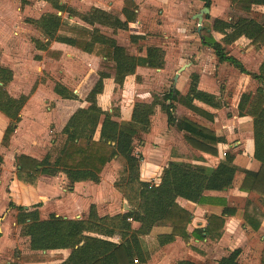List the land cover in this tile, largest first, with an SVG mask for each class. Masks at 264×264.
I'll use <instances>...</instances> for the list:
<instances>
[{"label":"trees","instance_id":"16d2710c","mask_svg":"<svg viewBox=\"0 0 264 264\" xmlns=\"http://www.w3.org/2000/svg\"><path fill=\"white\" fill-rule=\"evenodd\" d=\"M55 12L42 14L39 18H26L25 23L40 32L45 42L34 39L35 49L45 51L48 57L58 58L60 52H50L48 46L58 42L72 46L80 51L101 58L98 68V80L85 98L88 106L77 109L68 119L60 132L59 142L42 159L19 155L16 161V178L25 186L35 188L40 176H56L63 173L72 186L76 182H100V173L104 166L119 157L124 161L120 177L114 187L127 200L131 210L113 216L97 214L95 205H90L86 218L71 221L68 227L45 228L39 217V204L26 208L9 203L15 210V222L20 227L19 235L28 239L31 251L69 250L65 260L57 264H145L149 259V250L143 241L153 227L171 228L170 234L158 235L156 244L163 246L181 237L185 242L190 235L186 229L192 215L177 203L178 197L197 204H220L224 206L222 216L210 215L203 229L194 230L192 236L197 239H209L217 242L224 227V215H233L234 208L227 206L223 198L209 197V191H225L231 187L234 176L240 171L233 165L234 156L225 154L215 168L182 162H169L164 168L160 183L140 180L139 166L142 156L134 152V140L138 129H146L155 107L160 106L165 113L167 124L176 125L183 131V138L189 146L197 151L217 156V144L225 143L223 137H216L214 132L186 119L174 116L173 92L169 91L160 98L153 97L151 103L134 104L131 122L120 123L116 119V109L112 113L101 110L97 105V96L103 91V80L113 78L117 86H122L125 78L135 74L137 67L161 69L164 51L157 46H149L144 57L130 54L117 44L114 38L101 33L97 26L113 31L127 30L128 24L136 20L137 6L133 0H124L121 14L118 15L92 8L87 12H78L70 7L59 5V0H50ZM209 8L211 0H199ZM264 7V0H230L231 18L229 21L214 19L212 27H202L199 32L201 44L210 49L217 62L227 63L241 74L255 80L259 87L254 92L243 93L237 106L238 117H251L258 120L259 146L261 148V166L257 172L242 170L244 178L239 187L241 192L254 193L258 202L264 206V60L258 72L247 71L235 57L228 55L225 47L218 42L212 32L224 35L227 44H232L244 37L256 47L264 46V11L253 15V7ZM57 12L65 14L58 15ZM70 18H78L83 24L70 23ZM39 60V56L34 57ZM13 72L0 66V113L9 120L4 129L1 145L8 147L17 124L20 112L29 95L12 97L5 87L12 81ZM198 77L191 75L186 99L197 100L212 108H220L221 102L211 94L197 89ZM34 90L32 88L31 92ZM55 94L62 99L76 100L77 96L59 82L53 86ZM169 101L167 104L166 102ZM99 128V138L94 139ZM56 143V142H55ZM3 163L0 155V166ZM243 220L247 227L258 231L264 212L259 205L246 200L243 207ZM139 223L134 230L131 223ZM94 235V236H93ZM119 236L120 241L113 243L108 239ZM240 249H235L228 256L222 257L218 264H240ZM178 264H196L191 261H179ZM264 264V250L261 253Z\"/></svg>","mask_w":264,"mask_h":264},{"label":"crops","instance_id":"0c3cea01","mask_svg":"<svg viewBox=\"0 0 264 264\" xmlns=\"http://www.w3.org/2000/svg\"><path fill=\"white\" fill-rule=\"evenodd\" d=\"M88 1L89 8L86 10H78L75 7H69L82 13L87 12L92 8H97L118 15L120 20H124V17L121 14L124 0ZM133 1L137 6V16L136 20L133 23L128 24L127 30H118L113 34V31L109 28L101 26L97 27L100 29L101 33L114 38L119 46L124 47L128 51L129 49H127V47H125V45L121 43L120 39V37H125V35H127L131 44L137 45L135 46L137 48L135 51L136 53H130L132 55L144 57L149 46L160 47L165 54L163 66L161 69L137 67L135 74L127 76L123 82V85L120 87L114 83L113 78L104 79L103 91L97 96L98 107L103 111L112 113V101L115 97V89H117V91L119 92L120 101L119 105L114 108L119 114V117L116 120L120 123L128 124L131 122V115L135 103H151L154 96L160 98L165 93L172 91L174 116L178 120L186 118L214 132L216 137H223L225 139V143L217 144V156H212L197 151L191 148L189 144L184 140L183 131H181L176 125L169 126L167 124L165 113L161 110L160 106H156L154 113L150 118L149 127H147L146 129L138 130V136L134 140V152L139 153L142 156V161L140 162L139 166L140 180L144 182H153L154 184L158 185L160 183L162 172L169 162H182L193 165H202L208 168H215L221 160L225 159V154L229 152H231L230 154L234 156L232 162L233 165H235L240 170L236 172L233 183L227 190L209 191L204 193L209 197L223 198L226 201L227 206L230 208H234L235 210V213L233 215L223 216L224 227L221 237L217 242L211 241L207 238L200 240L193 237L191 234L194 230L203 229L206 226L207 218L210 215L221 217L224 206L220 204L202 205L178 197L176 199V203L192 215L191 222L188 224L186 229L187 234L190 235L189 241L185 242L181 237H175L172 242L167 243L163 246H159L156 244V237L158 235L170 234L171 228L153 227L150 233L147 236L143 237V241L145 243H147L149 239L152 244V246L150 247L146 246L149 250V259L145 264H178L179 261L183 260L191 261L196 264H203V261H205V259H210L212 257L211 255H213V264H218V261L222 257L228 256L229 253L235 249L241 250L240 255L242 254L243 249L245 251V247L243 246H228L227 249L225 248V250L222 251V247H224L222 245L232 242L233 238L237 237L247 242V260L245 262H242V260L239 259V255L238 262L240 264H245L246 262H248L249 264H261V253L264 250V220L258 231L251 230L246 226L243 220V207L247 199L257 203L263 212L264 206L260 205V203L258 202V196L256 194L245 193L239 190V187L244 178L242 170L257 172L261 166V148L259 146L257 137V119L237 116V106L239 103V99L243 93L249 91H247L248 89L245 87L244 90H240L238 93L234 92L231 103H228L227 107L224 104V101H228L229 99L227 93L224 97L222 96L219 87L216 84L213 73V65L227 63L217 62L214 56V58L210 61V70L204 71L201 69L200 59L198 60L196 58L195 61L200 64L198 68H195V65L189 66V68H185V65H187L186 63L188 62L187 60L190 51L192 49L193 50L191 54L198 51V47L202 52L205 50L212 53L210 49L204 47L202 44H200L199 46L196 44L190 45L189 42L191 41V37L186 33L187 30H185L182 25V18L187 13L192 12V9L198 10L197 13L193 14V18H195V16L201 12V10L204 8V4L201 1ZM252 11L254 16H258L264 11V7L255 6L253 7ZM156 13L159 14L161 20H158L156 22V24L158 25H155L154 27H152L151 25L149 26L146 19H149L150 16H154ZM57 14L63 16V14L60 12H57ZM39 17L40 16L30 18L37 19ZM69 22L83 24L78 18H70ZM212 23H210V28L212 27ZM212 34L213 37L218 42H220L216 38L218 33L212 32ZM218 35L222 36L221 42L226 45L227 40L225 39L224 35ZM239 39L245 38L241 37ZM39 40L43 42L46 41L42 37V35L41 39ZM247 43L250 44V41L247 40ZM13 48L14 47L12 45L9 46L8 49L11 51L13 50ZM48 50L53 53L60 52L61 54L58 58H54L48 57L45 51L37 50L36 55L39 56V60L36 61H39V63H41V68L45 71H49L51 66H64L65 72L69 73L70 78L73 82L74 90L72 89L71 91L74 95L77 96L76 100L62 99L59 95L54 93L52 87L51 98L54 101L58 100V102L56 103L57 105H55L54 103L50 104L53 108L50 110L49 114L57 116V114L61 112V110H59V107L62 105L66 106V110H64L66 114L65 117H63V119L61 120H58L57 122H54V126L51 125V128L54 127L53 131L58 134V136H60L59 134L66 125L70 116L77 109L86 108L88 106L87 102H85V98L98 80V68L101 62V58L93 54L84 53L77 48L58 42L50 43V45L48 46ZM259 51H263L264 53V46L259 49ZM211 55H213V53ZM228 55L233 56L229 53ZM236 59L242 63L244 68L246 67V65L240 58ZM12 60L13 57L11 61ZM80 62L82 63V66H91V71L88 72V70L86 72L82 68H79ZM9 67L13 72V78L9 83L8 89L9 92L12 93L15 86L14 81L16 78V67L12 66V64L9 65ZM245 69L249 71L247 67ZM256 71L258 72V69ZM59 72L61 73L60 70ZM193 74L198 77L197 89L215 96L217 100H219L222 104L220 108H212L197 100L188 101L186 99L191 75ZM242 75L248 77L250 82L253 80L248 75ZM65 77L67 78L68 76L66 75ZM150 77L153 79V81H160L161 83L166 85V88H168L162 93L152 92L154 93L153 95L147 92L152 91V88L148 90L147 87H145V85L151 84L152 79ZM62 85L68 88L65 84ZM34 90L32 92H34ZM32 92L29 91L26 94H20L29 95V98L25 105L28 104L30 99L32 98ZM12 94L13 95H9H11L12 97L20 96L14 93ZM166 103L168 104L169 101H167ZM25 105L21 109V120L17 124L15 132L9 141L8 147H3L1 145V138L4 129L9 123V120L6 116L0 113V147L4 148V150H0L6 152V155L4 156V152L0 151V155L3 159V163L0 166V189L7 190V193L5 191L6 197L8 199L7 209L10 210V208L8 207L9 203H13L16 206H23L26 208H31L32 206L39 204L40 206L38 207V211H41V215L43 212L49 211V215L47 217L48 219H41L45 228H65L68 227L73 220L86 218L90 205H95L97 214L100 217L113 216L130 211L131 207L128 204L127 200L114 187V182L120 177L121 172L118 174L116 173L115 175L112 172L108 177L107 175L105 176V169L110 165H114L119 157L113 159L104 166L100 173V182L98 184H94L92 182H76L72 186H69L68 180L63 173H59L58 175L53 177L47 175L40 176L35 188L31 186H25L17 180L15 161V158L17 156L23 154L39 160L47 154L53 144H57L54 140H52L49 144L48 137H45L44 139L42 137V134L41 138L34 137V133H32V128L30 127L21 130V126L23 125L22 127H24L23 113ZM47 109H49V107H47ZM223 111L227 112V117H225V119L223 120L227 130L219 129L217 125L219 123L218 116L220 117ZM60 115L62 117V114ZM243 123H245V125ZM41 127H43V125H41ZM27 131L30 132L27 133ZM41 133H43V135L46 134L45 132H43V128H41ZM17 138L18 141L16 140ZM98 138L99 128L97 129L94 136L95 140H98ZM136 142L138 143L135 146ZM231 142L233 143L230 144ZM46 147L50 148H48V150L45 152ZM232 147H235L234 151L232 150ZM40 149L41 153H43L41 157L37 154L38 151L36 152V150ZM12 152V169L11 171H6L4 169L5 163L8 162L6 156L7 154H12ZM151 179H153V181ZM104 184L106 185L104 186ZM117 194L121 195L122 197L121 211L118 210L117 212L109 215H106L105 213L101 214V203L105 201L104 205H106L107 207H111L109 209L112 210L115 207L113 206V204L114 200L117 197ZM234 201L237 202L235 203ZM63 211H70V214H76H74L73 217L64 216ZM13 212L14 214L16 213L15 210H13ZM131 225L134 230L138 229L139 227V223L137 222H132ZM108 240L113 243H118L120 241V237L117 235ZM258 240L261 241L258 242ZM258 247H260L259 251H257ZM41 253H61L63 257H61L59 261L54 263H46L57 264L67 258V256L69 255V250L42 251ZM183 255L185 257H182ZM187 256H191L195 258V260L187 258ZM135 264L139 263L135 261Z\"/></svg>","mask_w":264,"mask_h":264},{"label":"rangeland","instance_id":"374dc122","mask_svg":"<svg viewBox=\"0 0 264 264\" xmlns=\"http://www.w3.org/2000/svg\"><path fill=\"white\" fill-rule=\"evenodd\" d=\"M59 2V4L64 8L67 6L75 7L78 10H86L89 8L88 0H59ZM52 4L53 3L50 0H0V66L10 69L9 65L12 64V66L16 67V78L14 81L15 86L12 93L16 95L26 94L31 91L32 88L35 89L34 92H32V98L30 99L29 103L26 104L24 107V127H22V125L21 130L30 127L32 128L31 131L32 133H34V137L41 138L42 134V137L44 139L45 137H48L49 144L52 140L56 141V143L59 142V136L53 131L54 127L51 128V125L55 124L54 122L63 119V117H65L66 115L64 111L66 110L65 105L59 107V110H61V112L57 114V116L49 114L50 110L53 108L50 104L54 103L55 105H57L56 103L58 102V100L54 101L51 98L52 87L55 82H60L62 84H65L70 90H74L73 82L70 78L69 73L65 72L64 66H51L49 71H45L41 68V63H39V61L34 60L37 50H35L32 41L34 39H41V35L38 31H36L33 26L24 23V20L30 17L41 16V14L47 12H55V9L53 8ZM209 9L210 13L208 15H204V18L202 20V27L210 28V23H212V20L214 18H221L222 20L226 21L231 18L230 0H213L211 1ZM191 11L192 12L187 13L182 18V25L184 29L187 30L186 33L191 37V41L189 42V44H196L199 46L201 42L199 34L197 33L198 25L196 19L192 17L193 14L198 12V10L192 9ZM158 20L161 19L159 17V14L157 13L154 16H150L149 19H146V21H148L149 26L151 25L152 27L158 25L156 24ZM216 38L221 42L222 36L217 34ZM120 39L121 43L125 45L127 49H129V53H136L135 51L137 48L135 46L137 45L131 44L127 35H125V37H120ZM12 45L14 48L10 51L8 48ZM222 45L225 47V50L229 54L235 56L236 58H240L250 72H257L256 70L259 68V65L263 61L264 57L263 51H259V49H261L262 47L253 46L247 43V40L245 39H239L231 45H225L223 43ZM192 50L190 51V54ZM190 54L185 68H189V66L192 65H195V68H198L201 64L202 70H210V61L214 58V55H211L212 53H210V51L204 50L202 52L199 50L198 47V51L191 55ZM12 57L13 60L11 61ZM196 58L198 60L200 59V64L195 61ZM79 68H82L86 72L88 70V72H90L92 69L89 65H87V67L82 66L81 62ZM59 70L61 71V73L59 72ZM213 73L214 78L216 80V84L219 87L222 96L224 97L227 93L229 99L227 98L228 101L225 99L227 103L226 101H224V104L227 107L228 103H231L234 92L238 93L240 90H244L245 87L248 89L247 91L254 92L259 87V84L255 80H252L250 82L248 77L240 74L236 69L227 64L213 65ZM66 75L68 76L67 78L65 77ZM165 86L166 85L161 83L160 81H153V79L150 85H145L148 90L152 88V91H147L152 95L154 94L152 92H164L168 88H166ZM8 88L9 84L5 87V89L8 94L13 95L9 92ZM119 101V92L117 91V89H115V97L112 101L113 109L119 105ZM47 107H49V109H47ZM60 114H62V117ZM225 117H227V112L224 111L221 113L220 117L218 116L219 123L217 125L219 129L227 130L223 121ZM243 124L245 125V123ZM41 125H43V127H41ZM41 128H43V132H45L47 136L46 134L43 135V133H41ZM257 128H259L258 120ZM28 132L30 131H27V133ZM257 137L259 143V129L257 132ZM262 139L264 141V127L262 129ZM16 140L18 141V138ZM233 142H231L230 144H232ZM137 143L138 142H136L135 146L137 145ZM48 148L50 147H46L45 152L48 150ZM234 148L235 147H232L233 151ZM0 149L4 150V148L1 147ZM1 152H4V156L6 155L5 151ZM36 152L40 157L43 154L41 153V149L36 150ZM12 155L13 152L12 154H7L6 156V159L8 161L4 165V169L6 171H11L12 169ZM123 166L124 161L121 158H118L117 162H115L114 165H110L108 168L105 169V176L107 175L108 177L112 172L114 175L116 173H120L122 171ZM151 180L153 181V179ZM105 185L106 184H104V186ZM5 191L7 193V190L0 189V264H46L59 261V259L63 257L61 253L44 254L38 251H31L29 249L28 239L19 235L20 227L15 222V214L13 210L7 209L8 199L6 197ZM234 202L236 203L237 201ZM104 203L105 201L101 203L100 213H105L106 215H109L117 212L118 210L121 211L122 197L121 195L117 194V197L114 200L113 204V206L115 207L112 210L109 209L111 207H107L106 205H104ZM74 214L76 213L70 214V211H63L64 216L73 217ZM48 215L49 211L43 212L42 215L41 211L39 212L40 219L47 220ZM260 241L261 240H258V242ZM145 244L148 247L152 246L151 241L149 239ZM246 244L247 242H245L243 239H240L238 237L233 238L232 242L222 245L224 246L222 247V251H224L225 248L227 249L228 246H243L245 247V251L244 249L242 250V254L240 255L239 259L242 260V262H245L247 260ZM259 248L260 247L257 248V251H259ZM211 256L212 257L210 259H205V261H203V264H213V255ZM182 257L185 256L183 255ZM187 258L195 260V258L191 256H187ZM245 264L249 263L246 262Z\"/></svg>","mask_w":264,"mask_h":264},{"label":"water","instance_id":"95a60500","mask_svg":"<svg viewBox=\"0 0 264 264\" xmlns=\"http://www.w3.org/2000/svg\"><path fill=\"white\" fill-rule=\"evenodd\" d=\"M209 13V9L204 7L200 13H198L195 18H196V21H197V33L199 34L200 32V29H201V24H202V20H203V15L204 14H208Z\"/></svg>","mask_w":264,"mask_h":264}]
</instances>
